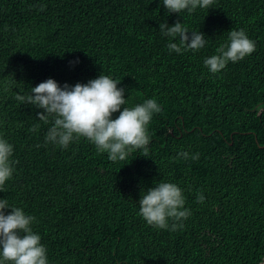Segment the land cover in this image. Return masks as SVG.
Masks as SVG:
<instances>
[{"label":"trees","instance_id":"1","mask_svg":"<svg viewBox=\"0 0 264 264\" xmlns=\"http://www.w3.org/2000/svg\"><path fill=\"white\" fill-rule=\"evenodd\" d=\"M212 7L177 14L162 0H0V137L18 161L0 199L35 217L49 264L263 260L264 0ZM176 21L204 33L205 46L170 52L159 24ZM231 29H243L256 49L212 74L203 61ZM100 74L121 79L125 106L160 105L147 157L133 150L113 162L84 138L66 149L45 143L43 109L15 99L48 78L71 86ZM181 151L199 159L178 158ZM160 181L183 190L191 215L182 229H157L138 215L140 192Z\"/></svg>","mask_w":264,"mask_h":264},{"label":"clouds","instance_id":"2","mask_svg":"<svg viewBox=\"0 0 264 264\" xmlns=\"http://www.w3.org/2000/svg\"><path fill=\"white\" fill-rule=\"evenodd\" d=\"M215 0H162L167 13L187 11L193 13L197 8H213ZM41 5V9H43ZM162 35L168 37L166 45L170 52L178 54L202 49L207 43L204 33L187 28L182 22L172 25L159 24ZM189 31L191 35H189ZM176 41V42H174ZM256 49L255 41L243 29H231L227 39L216 49L215 54L203 61L209 72H221L229 62L236 63L251 55ZM71 61L70 63H78ZM121 80V79H120ZM120 80L100 74L86 83L63 86L48 78L31 87L30 93H17L15 99L21 104H30L43 109L36 115L44 124L51 123L45 135V143L67 148L81 138L95 145L96 150L106 153L108 159L116 162L126 160L133 150H144L150 143L148 125L154 113L161 107L155 99H146L132 107L125 106L124 89L117 87ZM15 79L4 82L5 90L13 87ZM123 106V107H122ZM119 115L113 118V114ZM39 125L30 129L35 132ZM13 145L0 137V191H5L6 181L12 178L17 160L13 157ZM178 158L198 160L199 154L189 156L186 151L177 153ZM197 202L203 203L202 191L197 193ZM10 208L9 213L5 209ZM145 222L157 229L176 231L184 227L183 221L190 215L185 207L183 190L175 183L157 182L153 187L140 192L139 211ZM35 217L26 214L21 207L9 205L0 199V264H49L47 249L41 237L33 231ZM171 221V223H169Z\"/></svg>","mask_w":264,"mask_h":264},{"label":"water","instance_id":"3","mask_svg":"<svg viewBox=\"0 0 264 264\" xmlns=\"http://www.w3.org/2000/svg\"><path fill=\"white\" fill-rule=\"evenodd\" d=\"M259 264H264V258H263V260Z\"/></svg>","mask_w":264,"mask_h":264}]
</instances>
